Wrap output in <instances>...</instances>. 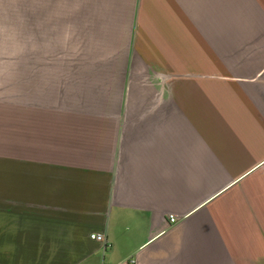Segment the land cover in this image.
<instances>
[{
  "label": "crops",
  "instance_id": "0c3cea01",
  "mask_svg": "<svg viewBox=\"0 0 264 264\" xmlns=\"http://www.w3.org/2000/svg\"><path fill=\"white\" fill-rule=\"evenodd\" d=\"M131 259L264 264V0H0V264Z\"/></svg>",
  "mask_w": 264,
  "mask_h": 264
},
{
  "label": "built area",
  "instance_id": "2783aa9c",
  "mask_svg": "<svg viewBox=\"0 0 264 264\" xmlns=\"http://www.w3.org/2000/svg\"><path fill=\"white\" fill-rule=\"evenodd\" d=\"M172 222L176 221V218H171ZM92 240L98 241L100 243H102L105 247H109L110 246V242L107 240L106 236L104 234H93L91 236ZM121 264H137L136 259H131L127 262H123Z\"/></svg>",
  "mask_w": 264,
  "mask_h": 264
}]
</instances>
